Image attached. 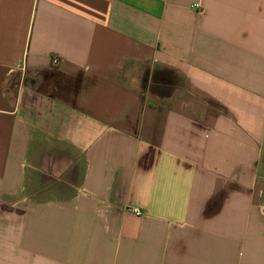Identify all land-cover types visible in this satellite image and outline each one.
Wrapping results in <instances>:
<instances>
[{
	"label": "crops",
	"instance_id": "1",
	"mask_svg": "<svg viewBox=\"0 0 264 264\" xmlns=\"http://www.w3.org/2000/svg\"><path fill=\"white\" fill-rule=\"evenodd\" d=\"M0 264H264V0H0Z\"/></svg>",
	"mask_w": 264,
	"mask_h": 264
},
{
	"label": "trees",
	"instance_id": "2",
	"mask_svg": "<svg viewBox=\"0 0 264 264\" xmlns=\"http://www.w3.org/2000/svg\"><path fill=\"white\" fill-rule=\"evenodd\" d=\"M146 81L149 82L147 77H146ZM165 87L167 88L166 80H163V77L159 73L153 74L149 82L150 93L155 95H167L168 90L167 89L164 90Z\"/></svg>",
	"mask_w": 264,
	"mask_h": 264
},
{
	"label": "rangeland",
	"instance_id": "3",
	"mask_svg": "<svg viewBox=\"0 0 264 264\" xmlns=\"http://www.w3.org/2000/svg\"><path fill=\"white\" fill-rule=\"evenodd\" d=\"M150 71H151L150 69L142 68L139 71L137 69L136 74H134L135 78H137L138 82L140 83V90L142 91V93L149 92V82L146 81V77L147 75H149ZM163 77L166 78L168 77V75H163ZM173 82H174V77L172 76L170 80V84H173ZM166 89L167 88L165 87L164 90Z\"/></svg>",
	"mask_w": 264,
	"mask_h": 264
},
{
	"label": "built area",
	"instance_id": "4",
	"mask_svg": "<svg viewBox=\"0 0 264 264\" xmlns=\"http://www.w3.org/2000/svg\"><path fill=\"white\" fill-rule=\"evenodd\" d=\"M198 7V6H197ZM59 64H60V60L58 59V58H53L52 60H51V65H52V67H58L59 66ZM9 85L11 86V85H13V82H9ZM134 212H135V214L136 215H140V213H139V211H137V210H134Z\"/></svg>",
	"mask_w": 264,
	"mask_h": 264
}]
</instances>
